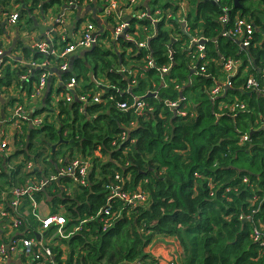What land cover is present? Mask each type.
I'll return each instance as SVG.
<instances>
[{"label": "trees", "instance_id": "1", "mask_svg": "<svg viewBox=\"0 0 264 264\" xmlns=\"http://www.w3.org/2000/svg\"><path fill=\"white\" fill-rule=\"evenodd\" d=\"M247 1L241 0L239 8L234 0H189V32H182L172 18L180 38L171 37L160 23L148 46L132 51L129 67L138 70L136 83L131 84L127 73L109 68L110 52L100 46L73 59L70 70L60 74L62 80L80 78L84 89H99V84L88 78L89 71L102 74L108 84L102 102L86 105L82 112L77 101L72 105L60 102L56 113L50 115L51 122L33 128L24 126V139L14 142L17 151L10 157V152L6 154L11 171L0 173L1 192L5 184L24 185L28 178L56 175L72 159L89 160L85 184L68 177L57 178L33 194L36 202L47 203L49 213L63 215L67 231L79 227L68 238H51L55 264H158V259L145 250L157 236L176 239L181 264H264V247L254 240L255 227L264 221V94L241 90L245 81L240 74L232 76L233 86L221 99L238 97L249 103L247 110L233 114L217 107L208 93L223 76L222 57L241 60L250 73L260 75L255 67L264 65V50L258 45L264 42V0H256L263 5V15L247 7ZM179 2L167 0L164 6L175 14ZM153 3L161 4L158 0ZM48 4L59 8L62 1L50 0ZM223 4L231 8L232 21L238 15L245 16L256 27L250 47L242 48L237 40L220 35L218 16L223 13ZM24 15L28 16L27 10L22 8L20 19L28 23ZM197 32L208 38V65L203 74L192 68L196 61L187 51L189 35ZM146 55L154 64L141 70L142 63L134 62ZM33 57L45 58L39 52ZM167 63L171 70L162 73L160 68ZM52 68L56 67L47 70ZM21 73L5 67L0 88L9 91L15 82L19 85L17 74ZM155 91L157 96H152ZM135 99L143 103L142 109L118 108L117 104L130 105ZM173 101L178 104L176 112L169 106ZM14 102L16 98L12 97L8 105ZM45 103L49 104V95ZM181 111L186 113L181 115ZM122 131L126 132L125 139L119 137ZM38 134L42 136L36 140ZM245 134L250 140L243 143L241 137ZM60 138L66 143L52 150ZM35 145L38 150L33 153ZM39 147L46 148L47 155ZM3 157L1 154L0 163ZM25 161H32L35 168L24 171ZM245 177L252 186L244 183ZM116 185L127 191L144 190L148 200L136 206L118 199L108 201L109 187ZM65 187L70 188L69 194ZM103 207L116 213L106 229L99 216L95 217ZM26 209L27 215H22ZM18 211L22 218L20 236L34 237L40 222L32 215L28 199ZM53 232L52 228L48 231L50 236ZM170 263L178 264V259L173 257Z\"/></svg>", "mask_w": 264, "mask_h": 264}, {"label": "built area", "instance_id": "2", "mask_svg": "<svg viewBox=\"0 0 264 264\" xmlns=\"http://www.w3.org/2000/svg\"><path fill=\"white\" fill-rule=\"evenodd\" d=\"M49 1L28 0L26 3H22L16 2V0H0V30L2 32L0 35V79L4 78L5 67L11 65L9 63L10 58L5 55L3 45L7 40V35L13 33L16 26L25 29V31L28 30L26 23L20 19L22 8L27 10L28 16H38V22L36 23L35 21L33 23L34 27L32 29H37L39 32V28H43L42 33L39 32L38 38L27 37V41H25L33 54L34 52H39L45 56V58H40L39 60L34 58L32 54V58L27 64H23V61H17V64H15V66L25 68V73L19 74V82L23 84L29 75L34 77L30 82L32 85L26 91H23L25 87H20L19 93H24L14 95V92H7L0 88V97L3 99L8 101L12 97L16 98V102L8 107V116L0 120V155H4L0 163V173H9L12 168V164L5 160L10 144L7 142V133L4 125H9L14 127V130H19L20 135L24 126L33 128L41 126L45 121L51 122L52 118L50 115L56 111L57 104L60 102L72 105L77 101L81 105L79 109L81 112L86 105L102 102V92L105 86L100 88L101 84L97 83L99 84V89H84L85 84L80 78L71 77L69 80L61 79L58 87L61 90H54V94L51 92L49 94V104H43L44 109H41L39 113L35 112L37 109L30 105L40 102L45 93L48 86V78L51 76V72L47 70L48 68L56 67L54 69L62 72L68 71L70 67L68 58L71 55L80 50L96 46L107 47L111 43L116 44L119 42L132 43L137 48L148 46L149 38L155 35L149 37V34H153L149 33V31L150 28H153L151 23L154 21L163 20L162 23H164L165 29H168L170 36L175 39L180 38V34L170 21L172 18L175 19L182 32L190 31L187 22L183 24L184 19L179 18V13L185 2L179 6L174 14L170 8L164 7L163 4H156L152 9L143 7V0H61L62 6L59 8L56 5L48 4ZM211 1L219 3L222 0ZM222 7L223 13L218 16V21L222 25L220 35L237 40L242 48L250 47L257 30L254 24L247 17L239 15L232 21L230 19L231 8L228 4H223ZM76 10L80 12L85 10V12L82 13L75 32L71 33L69 27ZM145 18H149L150 22H142ZM189 37L190 41L187 51L192 59L196 61L192 68H197L202 74L206 73L208 65V62H205L206 42L208 38L198 32L196 35H189ZM258 45L264 50V42H260ZM49 57H53L56 61L52 62ZM134 63L135 65L142 63V68L139 69L143 70V68L153 66L154 61L146 55V57ZM222 65L223 76L209 87L210 98L216 101L217 107L226 109L233 114L247 110L249 104L247 101L238 97L227 101L221 99V96H224L226 90L233 86L231 77L237 74H240L245 81L241 85V90L264 94V65L258 68L255 67L260 73L259 77L250 73L249 68L243 66L241 60L233 57H222ZM135 67L138 69V66ZM160 69L162 73H168L171 70V64H164ZM33 70L37 71L36 75L32 73ZM137 71L129 67L127 76L132 78L131 84L136 83ZM142 75L141 72L139 76ZM177 88H180V86H177ZM117 105L118 108L123 110L130 107H135L136 110L143 108V103L139 99H135L130 105L126 102H121ZM169 106L177 108L178 111L177 101L170 102ZM185 113V111L179 112L181 115ZM119 137L120 139H125L126 132L122 131ZM247 140H250L248 134L241 137V142L245 143ZM112 143L114 144L115 142L113 141ZM33 167L34 163L32 161L23 163L24 171H30ZM89 168V160L72 159L68 166L61 167L56 175H50L49 178L35 180L28 178L25 180L24 185L5 184L2 186L0 202L5 204L6 207L0 208V263H6L12 253L19 252L22 249V255L25 258L23 264H55L53 253L49 246L51 238L54 236L62 239L68 238L79 227L75 226L67 231L63 215L51 214L49 211L42 213L39 207L41 201L36 202L33 199V194L45 187L49 181L57 178L65 179L68 177L73 181L85 184ZM6 180L4 179V181ZM2 181L0 178V182ZM243 181L244 183L246 182L247 186H252L247 184V177ZM63 189L69 194L70 188L65 187ZM25 199L29 200L32 207V215L40 222L39 230H37L39 238H36V236L32 238H22L20 235V237L11 236V233L18 230L21 224L22 218L18 209ZM113 199H118L127 205L136 206L145 203L148 200V194L144 190L127 191L122 186L116 185L109 187L108 201ZM22 215H27V212H22ZM98 216L103 229H106L112 224L116 213L110 211L108 207H103L95 214V217ZM51 228L54 229V232L47 239L46 234ZM254 240L260 242L264 247V221L260 223L259 227H255ZM169 264L172 263L169 262Z\"/></svg>", "mask_w": 264, "mask_h": 264}, {"label": "crops", "instance_id": "3", "mask_svg": "<svg viewBox=\"0 0 264 264\" xmlns=\"http://www.w3.org/2000/svg\"><path fill=\"white\" fill-rule=\"evenodd\" d=\"M166 2H167V0L161 4H163V6H164V3H166ZM182 4H184V2L179 3V6ZM154 5L155 4L152 2V0H143V3H142L143 7H146L149 9H152V7H154ZM184 10L186 11L185 5H183V7L181 8V11L179 13V18L184 19L183 24H185V22H187V17H188L187 12H185ZM83 12H85V10H83ZM83 12L76 10L75 15L73 16V20L71 21V25L69 27L71 33L72 32L74 33L75 30L77 29L76 26L79 24V20L82 16ZM32 16H30V15L28 16V23L26 21H24L26 23V26L28 27L27 31H25V29H22L19 26H16L14 28L13 33L8 34L6 37L7 40L3 43L4 48H5V53H6L5 55H7L10 58L9 63L11 64V65H8L6 67H8L9 70H11V71L18 69L20 72L25 73V69H23L21 66H15V64H17V61H19V62L23 61V64H27V62L30 61L33 53L31 52V50L29 49V47L26 43L27 37L38 38L39 32L42 33V31L40 30L42 27L39 28V32L37 29L36 30L32 29L34 27L33 23L35 21H36V23L38 22V16L37 15H32ZM142 22L147 23L150 21H149V18H145L142 20ZM162 22H163V20H160L157 22L154 21L153 23H151L153 28H150L149 33H153V34H151V35L149 34V37L154 35L157 32L155 30L156 27L154 24L157 23V26H158V24H160ZM109 43H110V41H109ZM123 43L124 42H119L116 44L111 43L107 47H102V48L104 50H107L108 52H110V55L108 56L109 64H110L109 68L114 67L116 71H118V72L121 71L120 73H123V72L128 73L129 65L125 64L126 60L124 58V50H128L130 52V56H131L132 51L137 49V47L135 45H133L132 43L129 45H124ZM92 48L87 49V50H92ZM87 50L86 49H84L82 51L80 50V52L78 51L77 53L71 55L68 58L69 59L68 60L69 66H71L72 61H74L76 59V58H74V56H76V55L82 56L84 54V52ZM132 55H134V53ZM37 59H39V58H37ZM11 60H15V61L11 62ZM100 63H102V62L100 61ZM100 66L101 65H99L98 68ZM91 68H92V66H91ZM69 70H70V67H69L68 71ZM57 71L59 73L53 72V71L51 72V76L48 78V86L45 90V93H44L41 101L35 102L34 104H31L30 105L31 107L36 108V109H44L43 104H45V99L47 98V95H49L52 91L57 90L59 87V84L61 82V78L59 76L63 72L60 70H57ZM195 71H197L199 73L197 68L195 69ZM87 75L91 81H93L95 83H98V82L101 83L102 82L103 83L102 85H105V87L108 86L107 81L105 79L104 80L103 79L100 80L99 78L96 79L95 77L97 75H95L93 73V71H89ZM18 77H19V75L17 74V78ZM51 79H52V86H50ZM31 80H33V76L29 75V77H27L25 81L30 82ZM19 83H20L19 85H16L17 82H15L14 86L12 87L13 89H16V92L13 91L14 95H19L20 93H24V92L19 93L20 87H25L23 89V91H26L32 85V83L29 85L28 84H22L21 82H19ZM48 88H49V93L46 95V91ZM153 93H155V96H157L156 91ZM8 103H9V100L7 101L6 99H3L2 97H0V120L6 118L8 116V107H9ZM4 129H5V132L7 133L8 143L10 145L12 143V146H13L12 150L9 148L7 151V152H10L7 154L10 157L11 155H13L17 151V148L14 147V142H17V140L20 138L19 130H14V127H10L9 125H4ZM24 131H25V129H24ZM0 199H1V197H0ZM3 207H6V205L3 204L2 202H0V208L2 209ZM39 207H40V211L42 213H47L49 211L47 203L44 201L40 202ZM25 211L27 212V209ZM19 233L20 232L18 230H15L14 232L11 233V236H15V235L19 236L20 235ZM158 238H160L162 240L157 241ZM153 243H155V245L153 246L154 248L155 247H161V251H158V253L154 252V248H151L150 250L148 249L149 252L152 253V255L158 259V261H160V262H158V264H162V262L166 263L167 262L166 258H167V260H170L173 257H176L178 259L179 255H181L180 245L178 244L176 239H174V237L157 236V237H155V239L152 241V243L148 247L150 248L153 245ZM23 261L24 260H22V249H21V251L19 250V252L12 253L10 255V259L8 258L6 263H0V264H23ZM178 264H181L179 259H178Z\"/></svg>", "mask_w": 264, "mask_h": 264}, {"label": "rangeland", "instance_id": "4", "mask_svg": "<svg viewBox=\"0 0 264 264\" xmlns=\"http://www.w3.org/2000/svg\"><path fill=\"white\" fill-rule=\"evenodd\" d=\"M166 0H158V3H163V2H165ZM188 1L189 0H180V2L179 3H181V2H185V6H186V11L185 12H187V14H188V12H189V10H190V6L188 5ZM246 6L247 7H249L251 10H253L255 13H257V14H260V15H263V5H261V4H259L256 0H250V1H247L246 2ZM24 19L25 20H27L28 21V16L27 15H24ZM168 28H169V26H168ZM124 58H125V60H126V62H125V64L126 65H131V63H132V61H131V59H130V52L128 51V50H124ZM131 62V63H130ZM99 69V68H98ZM99 71V70H98ZM96 79H103L102 78V74H97V76L95 77ZM95 79V80H96ZM104 80V79H103ZM99 81V80H98ZM99 83V82H98ZM106 83V82H105ZM99 84H103L102 82L101 83H99ZM16 92V89H10L9 91H7V92ZM52 94H54V91H52ZM23 98V97H22ZM176 110H177V108H174V111L176 112ZM26 133V131H22V133H20V140H22V139H24L23 137L25 136L24 134ZM42 136V134H38L37 136H36V140H38V139H40V137ZM10 149L12 150L13 149V146H12V143H11V145H10ZM36 150H38L37 148H36V145L33 147V148H31V151L33 152V153H36ZM39 150L40 151H42L43 152V150H45L46 151V155H47V149L45 148V149H43V148H40L39 147ZM46 236H47V239L49 238V236H50V233H47L46 234ZM158 240H162V239H160V238H158L157 239V241ZM155 245V243H153V245L149 248V247H146L145 248V250L146 251H149L151 248H154L153 246ZM158 246V245H157ZM149 249V250H148ZM158 251H161V247H155L154 248V252L155 253H158ZM177 252V251H176ZM179 259V261H180V258H178ZM172 260V258L170 259V260H167V258H166V263L165 262H162V264H169V262ZM158 262H160V261H158Z\"/></svg>", "mask_w": 264, "mask_h": 264}, {"label": "water", "instance_id": "5", "mask_svg": "<svg viewBox=\"0 0 264 264\" xmlns=\"http://www.w3.org/2000/svg\"><path fill=\"white\" fill-rule=\"evenodd\" d=\"M206 1H208V0H206ZM240 1H241V0H234L235 7H239V8L241 7V3H240ZM154 25H155V27H157V23H155ZM40 30L43 31L42 28H41ZM154 36H155V35H154ZM154 36L150 37V38H149V41H150L152 38H154ZM86 50H87V49H86ZM78 56H79V55H76V56H74V58H77ZM50 71L58 72L56 69H53V68L50 69ZM58 73H59V72H58ZM48 93H49V88H48L47 91H46V95H47ZM149 94H150V93H149ZM151 95H152V96H155V93H152V92H151ZM253 132H254V131L252 130L250 134L252 135ZM61 142L66 143L65 140H63V139L60 138L59 141H58L56 144H53V145H52V150H54L55 147H56V145L59 144V143H61ZM35 236H36V238H39L38 233H36Z\"/></svg>", "mask_w": 264, "mask_h": 264}, {"label": "bare ground", "instance_id": "6", "mask_svg": "<svg viewBox=\"0 0 264 264\" xmlns=\"http://www.w3.org/2000/svg\"><path fill=\"white\" fill-rule=\"evenodd\" d=\"M8 142V141H7Z\"/></svg>", "mask_w": 264, "mask_h": 264}]
</instances>
